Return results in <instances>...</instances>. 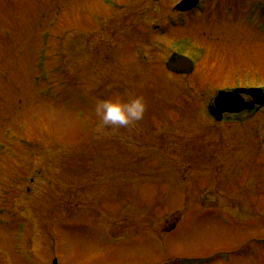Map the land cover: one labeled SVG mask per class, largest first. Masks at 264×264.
I'll return each instance as SVG.
<instances>
[{
  "label": "rangeland",
  "instance_id": "rangeland-1",
  "mask_svg": "<svg viewBox=\"0 0 264 264\" xmlns=\"http://www.w3.org/2000/svg\"><path fill=\"white\" fill-rule=\"evenodd\" d=\"M178 1L0 0V264H264V106L209 114L264 84L237 10L264 0ZM140 95L143 119L97 131L98 99Z\"/></svg>",
  "mask_w": 264,
  "mask_h": 264
},
{
  "label": "clouds",
  "instance_id": "clouds-1",
  "mask_svg": "<svg viewBox=\"0 0 264 264\" xmlns=\"http://www.w3.org/2000/svg\"><path fill=\"white\" fill-rule=\"evenodd\" d=\"M146 103L142 95L124 100L120 96L98 99L95 112L99 118L97 131L104 128L118 129L127 127L135 121L143 119Z\"/></svg>",
  "mask_w": 264,
  "mask_h": 264
},
{
  "label": "water",
  "instance_id": "water-1",
  "mask_svg": "<svg viewBox=\"0 0 264 264\" xmlns=\"http://www.w3.org/2000/svg\"><path fill=\"white\" fill-rule=\"evenodd\" d=\"M194 3H195V0H183L177 5V7L181 8V9H187V8L191 7ZM187 60L188 59L186 57H184V61H187ZM238 95H237V93H233V92H230L228 94H226L225 92H222L221 96H219L217 98V101H221V100H223L224 97H228L233 102L238 101V103H240L241 101H240V98L237 97ZM251 105H253V104H249L250 107H252ZM221 106H223V105H221ZM228 109H230V108H228ZM230 110H237V109H230ZM219 116H220V114H219Z\"/></svg>",
  "mask_w": 264,
  "mask_h": 264
}]
</instances>
